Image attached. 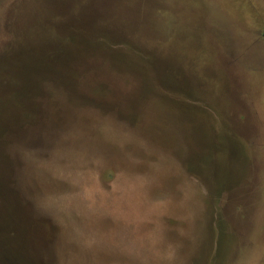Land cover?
I'll use <instances>...</instances> for the list:
<instances>
[{
  "label": "rangeland",
  "instance_id": "obj_1",
  "mask_svg": "<svg viewBox=\"0 0 264 264\" xmlns=\"http://www.w3.org/2000/svg\"><path fill=\"white\" fill-rule=\"evenodd\" d=\"M0 264H264V0H0Z\"/></svg>",
  "mask_w": 264,
  "mask_h": 264
}]
</instances>
